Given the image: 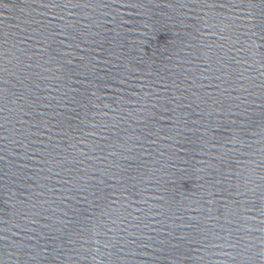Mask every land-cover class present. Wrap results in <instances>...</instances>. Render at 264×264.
Instances as JSON below:
<instances>
[{"label":"water","instance_id":"obj_1","mask_svg":"<svg viewBox=\"0 0 264 264\" xmlns=\"http://www.w3.org/2000/svg\"><path fill=\"white\" fill-rule=\"evenodd\" d=\"M0 264H264V0H0Z\"/></svg>","mask_w":264,"mask_h":264}]
</instances>
